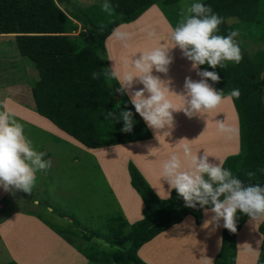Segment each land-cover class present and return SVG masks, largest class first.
I'll return each mask as SVG.
<instances>
[{
  "label": "trees",
  "instance_id": "1",
  "mask_svg": "<svg viewBox=\"0 0 264 264\" xmlns=\"http://www.w3.org/2000/svg\"><path fill=\"white\" fill-rule=\"evenodd\" d=\"M177 0H110L115 15L109 17L101 11L103 0L90 3L82 10L65 14L54 0H0V35H13V44H0V50L11 58V76L17 78L13 62L15 53L29 61L37 78L29 87L32 110L46 117L56 127L66 132L87 147H101L150 138L146 125L125 96L117 91L120 87L115 79L112 87L101 76L93 80V72L108 68L103 47L104 38L121 22L135 19L152 3L165 13L162 5L174 4ZM223 18L219 25L220 35L239 30L238 41L243 59L239 64L224 62L225 67L215 69L207 64L200 69L215 71L219 82L209 80L214 88L223 90V96L239 89V98L230 97L237 116L238 151L223 159V167L245 184L264 186V105L262 102L264 70V48L248 51L244 42L264 41V0H200ZM166 14V13H165ZM167 16V14H166ZM168 17V16H167ZM172 21V28L177 22ZM75 22V23H74ZM77 25L86 27L84 34H70ZM101 25H104L101 31ZM13 74V75H12ZM21 82V81H20ZM120 104L117 108L116 105ZM121 110L133 113V129L125 133L124 121L105 118L107 112L118 116ZM129 182L140 196L142 217L127 223L120 214L113 216L105 233L79 227L59 232L72 244V235L89 241L92 238L110 244L113 250L94 251L91 247H78L89 264H146L136 250L144 242L170 225L191 215L195 224L201 220L202 209L185 206L175 189L168 197L159 198L152 191L136 167L126 164ZM254 172L253 177L247 175ZM207 207V206H206ZM249 217L238 211V229ZM80 230L79 233H76ZM261 235L254 264L264 263V218L257 225ZM235 233L222 227L220 247L213 257V264H234ZM1 264H17L12 260Z\"/></svg>",
  "mask_w": 264,
  "mask_h": 264
},
{
  "label": "crops",
  "instance_id": "2",
  "mask_svg": "<svg viewBox=\"0 0 264 264\" xmlns=\"http://www.w3.org/2000/svg\"><path fill=\"white\" fill-rule=\"evenodd\" d=\"M117 27L130 33L131 38L127 41L115 38L112 32ZM113 29L103 40L106 63L108 68L115 66L123 72L128 70L130 59L140 55L139 51L161 46L162 43L170 45L169 33L173 28L172 21L162 9L152 3L135 19L121 22ZM149 31H154L155 36L149 37ZM170 54L173 56V62L169 65L168 73H157L154 70L153 74L171 81L170 88L174 92L170 93L169 98L178 106H182L178 94L183 91L185 78L191 76L192 79L199 80L200 77L191 69V62L182 56L178 47L172 49ZM11 56L16 64L14 72H17V78L11 76L12 57L0 50V104H7L16 120L23 125L25 136L37 150L47 152L45 159L52 161V167L47 173H37V181L40 183L32 192L40 191L48 200L53 193L58 194L57 197L79 200L75 201L74 206L82 214L81 218H88L84 209L90 207L91 202L101 206V198L106 197L114 205L108 220L120 214L130 224L142 217L143 202L130 185L126 168L128 161L136 167L156 196L166 198L170 189L167 182L161 179L162 163L173 152L182 154L180 144L177 143L179 140H190L194 154L202 156L206 151L210 154L209 161L215 163L222 162L227 155L238 151L237 116L228 95L223 96L222 103L215 109L203 115L189 118L183 111L174 112L171 128H150L138 114L149 130L150 138L87 147L32 110L29 80H36V70L29 61L26 64L24 58L18 54ZM26 71L29 72L28 75ZM142 87V84L134 85V89ZM25 90H28L29 95L21 94L26 93ZM124 94L130 101L129 94ZM218 121L230 126L233 132L221 133L218 130ZM31 196L23 191L13 194L0 188V209L5 198H20L23 199L22 203L26 204L30 203L26 198ZM42 202L52 217L63 220L60 227L41 217L36 212L37 206L36 209L20 208L7 211L0 217V256L4 257L0 264L9 260L17 264H89L82 251L77 248L78 244L74 241L72 244L68 243L66 236L59 233L74 229L75 222L70 220V217L64 221L66 215L62 210L60 212L45 200ZM37 203L32 202L34 205ZM93 215H96V211ZM211 216L210 211L202 209L201 220L195 224L191 215H185L179 222L140 245L136 250L137 256L146 264H213V257L220 247L223 220L219 226L210 223L205 227V221L211 220ZM101 217L107 220L106 215ZM262 219L253 221L248 218L236 232L234 264H237L238 232L244 226L243 236L247 232L256 236L252 264L255 261L261 239L257 225ZM79 232L80 230L76 233ZM79 236L80 234L73 235L84 241Z\"/></svg>",
  "mask_w": 264,
  "mask_h": 264
},
{
  "label": "clouds",
  "instance_id": "3",
  "mask_svg": "<svg viewBox=\"0 0 264 264\" xmlns=\"http://www.w3.org/2000/svg\"><path fill=\"white\" fill-rule=\"evenodd\" d=\"M100 7L109 17L115 15L110 0H103ZM179 17L169 33L170 45L162 43L161 46L139 51L140 55L128 62L127 71L121 72L114 66L92 73L93 80L103 76L109 87H112L111 81L115 79L120 85L117 91L129 94L136 112L150 128L156 130L166 126L171 128L174 112L183 111L191 118L203 115L222 103L223 90L214 88L208 82H219L220 76L215 71L201 70V65L207 64L213 69L218 66L224 68L226 61L239 64L243 59L235 39L239 36V30H231L226 36L218 34L223 18L214 13L210 6L198 0L191 3L184 0ZM100 27L102 31L104 25ZM112 35L120 41L131 38L130 33L119 27L113 29ZM148 36H155V32L149 31ZM176 47L200 77L199 80L191 76L185 78L183 91L177 93L182 106L169 98L170 93L174 92L170 88L171 81L153 74L154 70L168 73L169 65L173 62L170 53ZM135 84H142L143 87L134 89ZM240 95L239 89L229 93L230 97L237 99ZM116 107L119 108L120 104ZM105 118L122 119L124 125L121 130L125 133L133 129V113L130 110H121L118 116L107 112ZM218 130L225 134L233 132L223 121H218ZM189 141L181 139L177 142L182 154L173 152L162 163L161 179L167 182L170 190H176L186 207L199 206L212 213L211 220L205 221V227L210 223L219 226L223 220V227L235 233L238 211L253 221L264 218V186L245 184L233 176L231 170L224 168L223 162H210V154L206 151L202 156L194 154ZM46 156V151L37 150L25 136L23 125L16 120L7 104H0V188L13 194L16 191L31 194L37 173H47L52 167L51 159H45ZM247 175L253 177L255 173L248 172Z\"/></svg>",
  "mask_w": 264,
  "mask_h": 264
},
{
  "label": "rangeland",
  "instance_id": "4",
  "mask_svg": "<svg viewBox=\"0 0 264 264\" xmlns=\"http://www.w3.org/2000/svg\"><path fill=\"white\" fill-rule=\"evenodd\" d=\"M57 6L65 13L68 14L71 11L76 10H82V8L86 7L90 3H95L99 0H54ZM161 1V0H158ZM200 1V0H198ZM184 0H177L174 4H166L162 5L165 13L168 17H170L173 21L178 22L179 20V12L180 7ZM189 3L196 2V0H188ZM156 4V3H154ZM157 5V4H156ZM75 23V22H74ZM83 32L84 34L87 32L86 27H82L77 25L76 29L71 32L70 34H77L79 31ZM10 38V39H9ZM7 40L13 41V35H5L0 36V44H3L7 42ZM244 46L248 51H254L255 49L264 48V41L260 40H251L244 42ZM24 62L29 63L26 59H23ZM26 63V64H27ZM27 75L29 74L28 71H26ZM261 78L263 80V93H262V102L264 105V70L261 73ZM32 81L29 80V84H31ZM26 93L22 92L21 94L26 96L29 95L28 90H25ZM40 183L38 180L35 184L34 188H36L37 184ZM33 188V189H34ZM29 194V193H27ZM30 195L31 197L26 198L27 202L30 203H22L23 199L20 198H5L2 201V209H0V217H2L7 211H10L12 209H36V212L43 218H46L48 221H50L52 224H54L57 227H60L59 225L63 222L62 219H56L55 217H52L45 209V207L42 205V201L45 200L48 204L52 205L53 207H57L60 212L65 213L64 221L66 218L70 217L73 222L79 223V227L85 226V229H90L97 231L99 233H105L107 228L111 225L109 224L108 218L110 213L113 209V203L110 201L108 197L101 198V206H98V203L91 202L90 207L84 209V213L88 218L83 217L81 218L82 214H80L79 209H77L74 204L75 198H61L57 197L58 194L53 193L51 198L48 200L43 197L42 192L35 191L32 192ZM59 196V195H58ZM43 198V200H42ZM104 199V202H103ZM32 202H38L37 205L32 204ZM105 205V206H104ZM74 209V210H71ZM62 210V211H61ZM96 211V215L94 216L93 213ZM100 216H98V215ZM106 215V219H104V216ZM90 216V218H89ZM87 219V220H86ZM72 222V223H73ZM245 229V226L240 229L238 232V238H237V264H252L251 258L252 253L254 252L255 245H256V236L255 235H249L248 232L243 236V231ZM66 235H68L70 238H72V241H74L78 246L80 247H91L92 250L96 251H105L107 254L113 250V247L110 246V244L105 243L103 240L92 238L90 241H82L77 237H73V235L69 232H66ZM4 259L3 256H0V261ZM4 263V262H2ZM254 264V262H253Z\"/></svg>",
  "mask_w": 264,
  "mask_h": 264
}]
</instances>
